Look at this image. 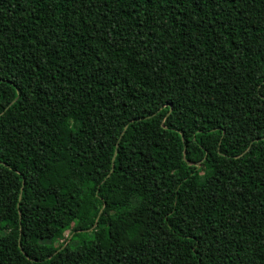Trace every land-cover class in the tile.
I'll use <instances>...</instances> for the list:
<instances>
[{
  "label": "trees",
  "instance_id": "16d2710c",
  "mask_svg": "<svg viewBox=\"0 0 264 264\" xmlns=\"http://www.w3.org/2000/svg\"><path fill=\"white\" fill-rule=\"evenodd\" d=\"M0 264H264V0H0Z\"/></svg>",
  "mask_w": 264,
  "mask_h": 264
},
{
  "label": "rangeland",
  "instance_id": "374dc122",
  "mask_svg": "<svg viewBox=\"0 0 264 264\" xmlns=\"http://www.w3.org/2000/svg\"><path fill=\"white\" fill-rule=\"evenodd\" d=\"M69 238H68V235L67 234H65V237H64V240H68ZM63 241H61L59 244H61ZM40 243L41 244H43V245H51L50 244V241L49 240H43V241H40ZM74 244H76V242L74 241V242H72V245H74Z\"/></svg>",
  "mask_w": 264,
  "mask_h": 264
}]
</instances>
